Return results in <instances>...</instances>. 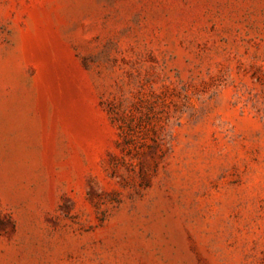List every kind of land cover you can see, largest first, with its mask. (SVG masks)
Here are the masks:
<instances>
[{
	"label": "rangeland",
	"instance_id": "374dc122",
	"mask_svg": "<svg viewBox=\"0 0 264 264\" xmlns=\"http://www.w3.org/2000/svg\"><path fill=\"white\" fill-rule=\"evenodd\" d=\"M0 264H264V0H0Z\"/></svg>",
	"mask_w": 264,
	"mask_h": 264
}]
</instances>
